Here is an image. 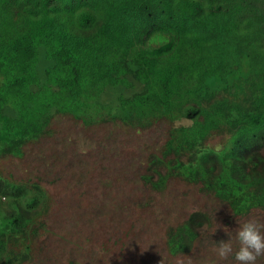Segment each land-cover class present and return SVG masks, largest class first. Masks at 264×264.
I'll return each instance as SVG.
<instances>
[{"label": "trees", "instance_id": "1", "mask_svg": "<svg viewBox=\"0 0 264 264\" xmlns=\"http://www.w3.org/2000/svg\"><path fill=\"white\" fill-rule=\"evenodd\" d=\"M56 118L87 129L165 122L143 187L175 178L237 217L264 209V183L252 182L264 171V0H0V156H21ZM37 188L0 176L1 222L25 233L47 206ZM137 202L131 222L146 210ZM208 223L180 222L169 250Z\"/></svg>", "mask_w": 264, "mask_h": 264}, {"label": "rangeland", "instance_id": "2", "mask_svg": "<svg viewBox=\"0 0 264 264\" xmlns=\"http://www.w3.org/2000/svg\"><path fill=\"white\" fill-rule=\"evenodd\" d=\"M49 127L54 132L34 142H27L21 156L10 153L1 155L0 174L27 188L32 184L40 186L46 193L49 209L43 215L42 229H51L53 234L50 238L44 235L41 239L55 258L74 255L73 264H93L94 261L98 264H115L117 260L128 264H238L231 255L225 262L216 255L217 242L230 239L224 229L227 228L232 237L235 252L239 247L234 232L239 227L238 223L256 219L264 224V210L255 209L244 219L235 218L227 208L201 195L197 186L175 178L169 179L166 191L154 194L151 206L131 222L130 214L126 212L127 192L132 194L135 207L138 198L151 195L140 184L138 176L145 169L148 154L152 149L157 150L163 141L161 135L166 132L165 122L141 128L117 121L92 125L87 129L74 120L56 118L50 121ZM209 143L218 147L221 138ZM124 175L125 178H122ZM117 187L124 191L116 192ZM195 211L211 212L214 217L212 228L204 230L203 237L196 241L195 251L187 261H176L163 242V230L168 225L175 227ZM171 219L176 221L171 222ZM123 228L126 232L119 231ZM45 261L32 258L26 264H49ZM256 264H264V256L259 257Z\"/></svg>", "mask_w": 264, "mask_h": 264}, {"label": "clouds", "instance_id": "3", "mask_svg": "<svg viewBox=\"0 0 264 264\" xmlns=\"http://www.w3.org/2000/svg\"><path fill=\"white\" fill-rule=\"evenodd\" d=\"M0 176L3 180L4 179L8 180L10 184L20 187L23 190V192H25V187H26L25 185L14 183L9 179L3 178L1 174ZM261 181H263L264 183V171L255 174L254 177L252 178V182H254L258 188H260L263 184L261 183ZM185 183H188V182H185ZM33 185L34 184H32L31 186ZM37 187L39 188V190H41L42 194H44L42 195V197L45 198L46 193L39 186ZM145 190L147 189L145 188ZM122 191L124 190L117 187L116 192H122ZM198 192L201 195L205 196L204 193L200 191ZM30 193H31V190H27V194H30ZM160 193L161 192H152L151 196L148 195L146 196V198L141 197L138 200H142L145 203V209L147 210L152 204V196L154 194H160ZM46 200H47V197H46ZM212 200L217 205L227 208L230 211L231 215L234 216L235 218H240V217L235 216L230 210V208L226 204L222 203L220 200H216V199H212ZM1 201L2 202L0 203V212H7L8 211L7 202H5V199L3 197L1 198ZM126 203L128 204V208L126 212L127 214L131 215L135 208V204L132 198V194L130 192H127ZM46 209H47V206L43 209V211H40V214H38V217L36 218V220L29 224V227L27 228V231L25 232L27 233L26 238H25V233L21 232L20 228L16 224L10 223L8 221L1 222V217H0V264H10L11 254H13L14 256L26 255L25 259L21 262V264L26 263L32 258L46 260L49 262V264H73L74 263L75 261L74 255L61 256V257L55 258L50 254L48 249L43 245L45 241H42L41 237L44 235L52 236L53 234V231L51 229H42L43 222H44L43 215L45 214ZM255 209H261V208H255ZM195 213H202L206 215L209 220V223L197 229L195 235L192 234L190 237L186 239L187 246L184 249L175 247L174 250H169L167 246L168 235L171 232L175 233L176 232L175 229L177 228V225L180 222H183L184 220H188L189 217ZM249 214L242 217V219L248 217ZM213 221H214V217L211 215V212L195 211V212L190 213L188 218H185L182 221H180L178 224H176L175 227H172L170 225L165 227L163 230V234L165 236L163 242L165 243V246L170 256L175 257L176 261L178 259L187 261L188 258L195 251L196 241L200 240L203 237V234L205 232L204 230L212 228ZM238 224H239V227L234 230L235 238L239 244L238 249L235 252H233L232 237L231 235H229V232L226 231L227 228H225L224 231L227 233L230 239L227 241L222 239L219 242H217L218 247L215 249L216 255L221 260L227 259L231 255L234 257L235 261L238 262V264H256L257 259L261 256H264V224H261L256 219H249L245 221L244 223H238ZM107 256H108V253L106 254V257ZM93 264H98V263L94 261ZM115 264H127V263L125 261H117Z\"/></svg>", "mask_w": 264, "mask_h": 264}, {"label": "bare ground", "instance_id": "4", "mask_svg": "<svg viewBox=\"0 0 264 264\" xmlns=\"http://www.w3.org/2000/svg\"><path fill=\"white\" fill-rule=\"evenodd\" d=\"M125 137H126V136H125ZM123 142H124V141H123ZM128 143H130V142H128ZM130 144H131V143H130ZM131 145H132V144H131ZM131 147H132V146H131ZM140 149H141V147H140ZM152 151H153V149H152ZM114 164H115V163H114ZM120 165H121V164H120ZM126 165H127V164H126ZM124 166H125V165H124ZM113 168H118V167L114 166ZM119 168H120V167H119ZM121 168H122V166H121ZM128 169L130 170V168H128ZM118 170H119V169H118ZM125 170H127V169H125ZM125 170H124V171H125ZM129 170H127V171H129ZM136 171H137V170H136ZM114 172H115V171H114ZM120 172H122V171L120 170ZM116 173H117V172H116ZM49 175H50V174H49ZM53 175H54V174H53ZM129 175H130V174H129ZM146 175H147V174H146ZM153 175H155V174H153ZM160 176H161V175H160ZM117 178H118V177H117ZM122 178H123V176H122ZM124 178H125V175H124ZM162 178H165V176L162 177ZM162 178H159V179L161 180ZM167 178H168V177H167ZM154 179H155V178H154ZM160 180H159V181H160ZM165 180H166V179H165ZM165 180H163V182H164ZM170 180H171V179H170ZM48 181H49V180H48ZM44 182H45V181H44ZM53 182H54V181H53ZM115 182H117V181H115ZM115 182H114V184H115ZM125 182H126V181H125ZM143 182H144V180H143ZM154 182H155V181H154ZM154 182H153V183H154ZM157 182H158V181H157ZM167 182H169V181H167ZM49 183H50V182H48L47 184L49 185ZM138 183H139V182H138ZM160 183H161V182H160ZM169 183H170V182H169ZM57 184H58V183H57ZM119 184H120V183H119ZM140 184H141V183H140ZM157 184H159V182H158ZM164 184H165V183H164ZM39 185H40V184H39ZM53 185H55V184H53ZM120 185H121V184H120ZM141 185H142V184H141ZM159 185H160V184H159ZM159 185H158V187H159ZM165 185H166V184H165ZM43 186H44V185H43ZM51 186H52V185H51ZM58 186H59V184H58ZM122 186H123V185H122ZM137 186H138V185H137ZM39 187H40V186H39ZM158 187H157V188H158ZM169 187H171V186H169ZM139 188H141V186H140ZM157 188H156V189H157ZM188 188H189V187H188ZM37 189H38V188H37ZM60 189H61V188H60ZM159 189H160V188H159ZM161 189H162V188H161ZM161 189H160V190H161ZM169 189H173V188H169ZM47 190H48V189H47ZM164 190H165V189H164ZM34 191H35V190H34ZM38 191H41V190H38ZM55 191H56V190H55ZM165 191H166V190H165ZM32 192H33V191H32ZM137 192H139V190H138ZM158 192H159V191H158ZM161 192H162V191H161ZM56 193H57V192H56ZM147 193H148V192H147ZM193 193H194V192H193ZM40 194H41V193H40ZM51 194H52V193H51ZM57 194H58V193H57ZM41 195H42V194H41ZM43 195H44V194H43ZM60 195H61V193H60ZM149 195H150V194H149ZM141 196H143V195H141ZM150 196H151V195H150ZM181 196H182V195H181ZM190 196H191V195H190ZM192 196H193V194H192ZM49 198H50V194H49ZM125 198H126V197H125ZM144 198H145V197H144ZM194 198H195V197H194ZM201 198H202V197H201ZM43 199H44V198H43ZM43 199H42V200H43ZM45 199H46V197H45ZM138 199H139V198H138ZM153 199H154V197H153ZM153 199H152V200H153ZM191 199H192V198H191ZM122 200H123V198H122ZM195 200H196V199H195ZM37 201H38V200H37ZM37 201H36V202H37ZM43 201H44V200H43ZM49 201H50V199L48 200V202H49ZM138 201H139V200H138ZM41 202H42V201H41ZM140 202H141V201H140ZM38 203H39V202H38ZM137 203H138V202H137ZM137 203H136V204H137ZM161 203H162V202H161ZM213 203H215V202H213ZM42 204L45 205V203H42ZM134 204H135V203H134ZM159 204H160V203H159ZM40 205H41V203H40ZM40 205H39V206H40ZM44 205H43V206H44ZM49 205H51V204H49ZM36 206H37V205H36ZM47 206H48V205H47ZM159 207H160V206H159ZM187 207H188V206H187ZM213 207H214V206H213ZM37 208H38V210H39V207H38V206H37ZM40 208H41V206H40ZM183 208H184V207H183ZM183 208H182V209H183ZM214 208H215V207H214ZM47 209H49V208L47 207ZM159 209H160V208H159ZM188 209H189V208H188ZM40 210H41V209H40ZM167 210H168V209H167ZM169 210H170V209H169ZM41 211H43V210H41ZM180 211H181V210H180ZM153 212H154V211H153ZM153 212H152V213H153ZM184 212H185V210H184ZM47 213H48V212H47ZM158 213H159V212H158ZM158 213L156 212V214H158ZM167 213H168V212H167ZM176 213H177V212H176ZM49 214H50V213H49ZM150 214H151V212H150ZM174 214H175V213H174ZM152 215H153V214H152ZM170 215H171V213H170ZM177 215H178V214H177ZM183 215H184V214H183ZM188 215H189V214H188ZM122 216L124 217V215H122ZM46 217H47V216H46ZM135 217H136V216H135ZM44 218H45V216H44ZM177 218H178V217H177ZM146 220H148V219H146ZM160 220H161V219H160ZM171 220H172V219H171ZM34 221H35V220H34ZM46 221H47V220H46ZM50 221H52V220H50ZM132 221H135V219L132 220ZM173 221H174V220H172L171 222H173ZM175 221H176V220H175ZM175 221H174V222H175ZM179 221H180V220H179ZM179 221H177V222H179ZM32 222H33V221H32ZM168 223H170V222H168ZM170 224H171V223H170ZM173 224H174V223H173ZM179 224H180V223H179ZM45 225H47V224L45 223ZM50 225H51V224H49V226H50ZM159 225H160V224H159ZM146 226H147V225H146ZM162 226H163V225H162ZM172 226H173V225H172ZM47 227H48V226H47ZM156 227H157V225H156ZM156 227H154V228H156ZM177 227H178V226H177ZM44 228H45V227H44ZM48 228H49V227H48ZM159 228H160V227H159ZM160 232H161V231H160ZM158 233H159V231H158ZM179 234H180V233H179ZM46 236H47V235H46ZM54 236H55V235H54ZM169 236H170V234H169ZM169 236H168V237H169ZM173 236H174V235H173ZM173 236H170V237H172V239H174ZM50 237H52V236H49V238H50ZM56 237H57V236H56ZM151 237H152V236H151ZM41 238H42V237H41ZM45 238L47 239V237H45ZM107 238H108V237H107ZM177 239H178V238H177ZM47 240H48V239H47ZM55 240H56V239H55ZM106 240H107V239H106ZM161 240H162V239H161ZM178 240H181V239H178ZM168 241H169V240H168ZM50 242H52V241H50ZM152 242H153V241H152ZM53 243H54V242H53ZM104 243H105V240H104ZM106 243H107V242H106ZM162 243H163V242H162ZM162 243H161V244H162ZM169 243H170V242H169ZM171 243H173V242H171ZM56 244H57V243H56ZM60 244H61V243H60ZM102 244H103V243H102ZM129 244H130V243H129ZM43 245H44V244H43ZM45 245H46V244H45ZM107 245H108V244H107ZM118 245H119V244H118ZM150 245H153V244L150 243ZM173 245H174V244H173ZM56 246H58V245H56ZM59 246H60V245H59ZM62 246H63V245H62ZM102 246H103V245H102ZM155 246H156V245H155ZM158 246H160V245H158ZM45 247H46V246H45ZM110 247H111V246H110ZM119 247H120V245H119ZM184 247H185V246H184ZM55 248H56V247H55ZM57 248H59V247H57ZM104 248H105V247H104ZM127 248H128V247H127ZM160 248H161V247H160ZM160 248H159V249H160ZM164 248H165V247H164ZM164 248H163V249H164ZM174 248H175V246H174ZM174 248H173V249H174ZM163 249H162V250H163ZM58 250H59V249H58ZM104 250H105V249H104ZM106 250H107V249H106ZM106 250H105V251H106ZM133 250H134V249H133ZM160 250H161V249H160ZM236 250H237V249H236ZM54 251H55V250H54ZM54 251H53V254H54ZM107 251H108V250H107ZM109 251H110V250H109ZM109 251H108V252H109ZM112 251H113V250H112ZM116 251H118V250L116 249ZM116 251H115V252H116ZM108 252H106V254H107ZM113 252H114V251H113ZM55 253H56V251H55ZM132 253H133V252H132ZM152 254H153V253H152ZM155 254H156V253H155ZM51 255H52V254H51ZM56 255H57V254H56ZM156 255H157V254H156ZM11 256H12V255H11ZM13 256H14V255H13ZM25 256H26V255H25ZM131 256H132V255H131ZM131 256H130V258H131ZM157 256H159V255H157ZM164 256H165V255H164ZM17 257H18V256H17ZM21 257H22V256H21ZM132 257H133V256H132ZM137 257H138V255H137ZM137 257H135V259H136ZM168 257H169V256H168ZM171 257H172V256H171ZM87 258H88V257H87ZM133 258H134V257H133ZM11 259H12V258H11ZM14 259H15V258H14ZM14 259H12V260H14ZM17 259H19V258H17ZM23 259H24V257H23ZM36 259H37V258H36ZM131 259H132V258H131ZM12 260H11V261H12ZM111 260H112V259H111ZM132 260H133V259H132ZM162 260H163V259H162ZM225 260H226V259H224V262H225ZM14 261L16 262L17 260H14ZM14 261H13V262H14ZM18 261H20V260H18ZM117 261H118V260H117ZM174 261H175V260H174ZM32 262H33V261H32ZM38 262H39V261H38ZM45 262H47V261H45ZM128 262H129V260H128ZM130 262H131V260H130ZM219 262H220V261H219ZM40 263H41V262H40ZM40 263H39V264H40ZM133 263H134V262H133ZM173 263H174V262H173ZM184 263H185V262H184ZM10 264H11V263H10ZM25 264H26V263H25ZM33 264H35V262H34ZM42 264H44V263H42ZM45 264H46V263H45ZM47 264H48V263H47ZM127 264H128V263H127ZM129 264H130V263H129Z\"/></svg>", "mask_w": 264, "mask_h": 264}]
</instances>
